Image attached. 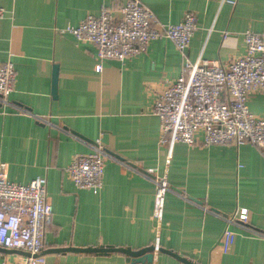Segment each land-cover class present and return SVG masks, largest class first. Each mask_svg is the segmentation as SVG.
Instances as JSON below:
<instances>
[{"label": "crops", "instance_id": "0c3cea01", "mask_svg": "<svg viewBox=\"0 0 264 264\" xmlns=\"http://www.w3.org/2000/svg\"><path fill=\"white\" fill-rule=\"evenodd\" d=\"M127 1L0 0L6 10L0 20V65L10 59L17 75L9 106L0 105V164L7 165L15 183L47 178L53 217L44 235L46 264H133L122 253L61 250L112 246L137 251L156 242L193 264H264V239L241 226L228 254L220 246L226 228L222 218L239 208L249 211L247 228L264 233L262 151L252 145L161 143L160 120L152 110L183 72L175 44L152 41L147 53L123 63L104 60L97 73L95 46L59 33L99 15L103 6L119 16ZM138 1L164 24L196 14L198 30L186 54L191 62L227 65L245 55V32L264 33V0H236V6L228 0ZM248 105L264 119V95L253 94ZM95 144L106 156L98 195L77 188L66 173L74 158L91 153ZM152 176L170 188L160 211ZM25 257L0 250V264ZM152 264L184 263L159 252Z\"/></svg>", "mask_w": 264, "mask_h": 264}, {"label": "built area", "instance_id": "2783aa9c", "mask_svg": "<svg viewBox=\"0 0 264 264\" xmlns=\"http://www.w3.org/2000/svg\"><path fill=\"white\" fill-rule=\"evenodd\" d=\"M228 3L236 6L237 1L228 0ZM119 11V16H115L103 6L99 15H88L79 26H68L59 33L95 46L97 73L102 72L104 60L123 63L147 53L152 41L168 39L175 44L184 60L183 72L157 97L152 110L160 120L162 145H252L264 156V119L254 116L248 105L253 94L264 95V33L245 32V55L227 65L214 60L191 62L186 54L198 30L195 13L185 14L179 24H164L138 0H128ZM5 16L6 10L0 6V20ZM16 79L13 61L9 59L0 65V105L4 108L9 106ZM38 120L46 122L44 118ZM105 158L104 149L95 144L91 153L77 155L66 173L77 188L98 195L104 188ZM149 178L158 188L160 211L170 188L162 178ZM52 217L47 178L38 176L26 185L15 183L8 178L7 165L1 163L0 247L29 254L14 264H46L44 235ZM222 219L226 223L220 239L223 254H228L234 246L238 236L235 228L240 226L264 239V233L247 228V208H239L232 216ZM154 246L158 248V242Z\"/></svg>", "mask_w": 264, "mask_h": 264}, {"label": "water", "instance_id": "95a60500", "mask_svg": "<svg viewBox=\"0 0 264 264\" xmlns=\"http://www.w3.org/2000/svg\"><path fill=\"white\" fill-rule=\"evenodd\" d=\"M57 87H58V66H56L54 68L53 92H52L54 97H57ZM145 173H147V172H145ZM0 250H5V249L0 247ZM9 251L21 253L24 256H29V254H27L23 251H19V250H9ZM61 251H66V252L75 251V252L96 253V254L122 253V254H125L128 257V261L133 263V264H152L154 259H155L156 252H158V253L164 252V253H167V254L177 258L178 260H180L184 264H193L192 262H190V261L186 260L185 258L179 256L178 254H175L174 252L167 251V250L160 248V247L156 248L154 245L143 248L141 250H137V251H134L131 248H115L112 246H102V247L94 248V249L69 248V249H64Z\"/></svg>", "mask_w": 264, "mask_h": 264}]
</instances>
